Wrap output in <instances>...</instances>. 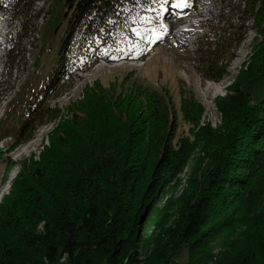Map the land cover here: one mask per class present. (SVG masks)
<instances>
[{
    "label": "trees",
    "instance_id": "obj_1",
    "mask_svg": "<svg viewBox=\"0 0 264 264\" xmlns=\"http://www.w3.org/2000/svg\"><path fill=\"white\" fill-rule=\"evenodd\" d=\"M15 1L26 9L24 0ZM153 2L66 0L50 75L28 100L15 143L55 116L49 100L62 74L87 70L90 60L104 57L129 14ZM237 6L259 39L217 100L222 125L175 139L176 118L162 94L138 87L141 101L94 85L61 117L38 160L23 163L13 185L22 183L0 202V264H138L142 229L158 216L162 196L199 144L204 164L175 199L176 234L161 248L156 237L139 264H176L182 248L188 254L183 264H264V90L254 88L264 87V0ZM226 26L196 49L209 80L224 77L231 50L242 40L229 31L231 22ZM183 102V119L193 130L199 116ZM225 232L233 237L213 253Z\"/></svg>",
    "mask_w": 264,
    "mask_h": 264
},
{
    "label": "rangeland",
    "instance_id": "obj_2",
    "mask_svg": "<svg viewBox=\"0 0 264 264\" xmlns=\"http://www.w3.org/2000/svg\"><path fill=\"white\" fill-rule=\"evenodd\" d=\"M31 1L24 0L27 7L21 11L15 0H0V202L7 201L22 183L13 185L15 177L22 176L23 163L38 160L42 148L50 145L61 117H68L70 109L94 85L141 101V95L134 92L138 87L162 94L176 118L175 139L202 129H217L222 125L217 100L244 69L254 39H259L252 21L243 24V8L236 11L240 0H154L141 13L129 14L130 22L115 32L104 57L90 60L87 70L62 74L60 84L50 94L49 108L57 109L55 116L37 124L28 140L15 143L28 100L50 75L67 21L66 0ZM228 21L235 28L229 31L239 32L242 40L231 50L224 77L209 80L196 49L214 39L220 28L227 29ZM254 88L264 90L262 85ZM182 102L199 116L193 130L183 119ZM199 147L162 196L158 216L142 229L143 239L135 250L138 264L148 259L156 237L161 239V248L176 234L175 199L189 175L196 177L203 167ZM230 233L225 232L215 243L213 253L224 249L233 237ZM187 259V250L182 248L174 263L183 264Z\"/></svg>",
    "mask_w": 264,
    "mask_h": 264
}]
</instances>
